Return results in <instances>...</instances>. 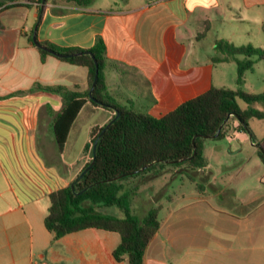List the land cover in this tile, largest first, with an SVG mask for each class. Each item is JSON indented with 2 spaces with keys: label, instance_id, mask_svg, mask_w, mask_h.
<instances>
[{
  "label": "crops",
  "instance_id": "crops-1",
  "mask_svg": "<svg viewBox=\"0 0 264 264\" xmlns=\"http://www.w3.org/2000/svg\"><path fill=\"white\" fill-rule=\"evenodd\" d=\"M32 1L0 11V264H126L112 255L118 233L91 228L54 241L44 226L49 195L76 179L87 160L91 128L107 124L111 114L83 106L59 151L52 126L63 98L43 87L87 92L88 70L52 54L42 58L33 38L82 51L101 39L109 97L117 106L159 118L214 88L217 41L252 46L250 33H236L243 28L258 31L256 44L263 46L264 0H46L43 7ZM221 29L232 37L220 39ZM97 115L101 120L88 126L78 159L69 161L74 127ZM236 133L244 142V133ZM208 170L192 173L191 182L200 181L196 195L182 197L158 218L143 264H264V202L240 213L217 211L209 201L225 190L210 183ZM154 180L140 179L132 197ZM162 198L163 192L139 200L136 209L146 207L139 218L160 208L147 204Z\"/></svg>",
  "mask_w": 264,
  "mask_h": 264
},
{
  "label": "trees",
  "instance_id": "trees-1",
  "mask_svg": "<svg viewBox=\"0 0 264 264\" xmlns=\"http://www.w3.org/2000/svg\"><path fill=\"white\" fill-rule=\"evenodd\" d=\"M19 1L0 0V11L21 5ZM42 1L39 0L37 7ZM66 1L78 5L89 2V0ZM42 45L57 54H78L70 58L55 57L85 67L88 70L89 89L94 77V61L98 64V80L92 93L94 100L89 98V90L80 93L68 91L61 86L43 87V90L54 92L63 98V108L55 116L52 126L59 151L62 150L70 128L83 106L88 104L94 109L108 111L111 114L110 120L116 116V112L119 114L101 136L108 123L91 128L90 140L84 147L86 163L70 185L49 195L50 205L44 226L54 241L67 234L91 228L118 233L120 243L113 250L114 259L126 264H143L145 250L160 226L158 220L160 208L150 209L142 218L135 216L129 203L130 198L138 191V186L134 185L143 178L148 180L157 178L166 167L184 166L188 169V178L194 180L192 173L206 167L202 137L214 136L228 117L234 122L238 121L234 116L239 118L237 127L240 131L247 132L252 137L248 120L252 118L264 120V112L251 107L242 109L237 100L247 105L264 104V92L256 95L240 89L211 88L204 94L182 103L166 115L156 118L131 108L117 106L109 97L103 73L105 46L101 39H97L88 51L62 50L47 43ZM215 48L222 54V58L215 61L225 62L231 58L235 60L238 85L243 82L245 72L252 69L251 57L255 56L264 63V43L261 48L250 45L234 47L220 40L216 42ZM38 50L42 58L49 55L43 49ZM86 52H90L94 58ZM236 55L245 58L239 60L235 58ZM227 123L222 126L215 139L229 135L225 134ZM235 128L236 126H233V130ZM98 137L94 163L79 178L92 161V147ZM257 154L264 164L262 153L257 150ZM179 160L183 161L171 163ZM72 183L73 190L70 187ZM106 207H115L121 212L120 216L99 211L100 208Z\"/></svg>",
  "mask_w": 264,
  "mask_h": 264
},
{
  "label": "rangeland",
  "instance_id": "rangeland-1",
  "mask_svg": "<svg viewBox=\"0 0 264 264\" xmlns=\"http://www.w3.org/2000/svg\"><path fill=\"white\" fill-rule=\"evenodd\" d=\"M249 29V27H247ZM231 31L228 32L220 30V39H228L231 36ZM237 35L251 34L252 47L260 48L257 43L255 33L256 30L246 32L243 28L236 30ZM210 37L205 39L203 44V50L209 51L208 44L211 43ZM238 43V42H235ZM243 46V45H242ZM241 47V46H240ZM216 50V49H215ZM216 59L222 58V54L216 50ZM235 58L243 60L245 57L242 55H236ZM253 61L251 71H247L244 74L243 82L238 85L237 80V64L234 59H229L225 62L215 61L218 64L215 66L213 85L214 88H224L229 90L240 89L249 94H261L264 92V63L257 59V57L250 58ZM238 105L242 109L248 107L260 110L264 112V104L253 103L247 105L241 100H237ZM100 114V112L98 113ZM99 115L91 118H83L78 121L77 125L71 132L69 143L66 152L71 149L65 155H69V158L74 161L78 159L83 143L88 137L87 129L92 123L100 121ZM226 133L227 137L222 139H204L203 155L206 160V167L211 173L208 176L210 183L216 188L225 190L223 194H219L217 197H212L209 201V205L217 211L240 213L243 211L251 210L264 202V164L260 161L255 145L262 144L264 149V120H258L252 118L248 120V127L252 134L250 139L249 133L241 134V138L245 141H240L235 138V133L240 132L237 127L238 121L231 118L228 119ZM233 126H236L233 130ZM233 134L231 135V132ZM237 134V133H236ZM66 159V158H62ZM68 160V159H66ZM164 173L156 178L151 183L142 186L140 189V197H131L129 200L132 213L141 217L140 211L146 207L140 206L138 209L134 206L139 200H144L148 196L156 198L161 192L164 194V198L157 201L148 202V207H155L159 205L160 210L158 218L161 220L173 204L182 197H190L196 195L198 192L196 188L200 182H191L188 179V169L184 166L179 168L166 167ZM203 182V188H205L208 196L213 195V192ZM232 196H235L233 198ZM138 205V204H137ZM195 210V208L193 209ZM99 211L104 214L117 216L121 212L115 207L100 208Z\"/></svg>",
  "mask_w": 264,
  "mask_h": 264
},
{
  "label": "water",
  "instance_id": "water-1",
  "mask_svg": "<svg viewBox=\"0 0 264 264\" xmlns=\"http://www.w3.org/2000/svg\"><path fill=\"white\" fill-rule=\"evenodd\" d=\"M42 2H43V4H42V7H43V6H44V2H45V0H43ZM33 43H34V45H36L38 48L45 50V51L48 52L49 54H52V55H54V56H58L59 58H70V57H73V56H75V55H78V54H57V53L53 52L52 50H50V49L44 47L43 45L39 44V43L36 41L35 37L33 38ZM86 54L89 55L91 58H94L93 55H92L90 52H86ZM94 66H95V71H94L93 82H92V85H91L90 90H89V93H88L89 98H90L91 100H94V99H93V96H92V93H93V91H94V88H95V86H96V84H97V80H98V64H97L96 61H94ZM118 115H119L118 112H116V116H115L112 120H110V122H108V124L106 125V127L102 130L100 136L105 132V130L107 129V127H108V126H109V125H110V124H111V123H112V122L118 117ZM232 116H234V115H232ZM234 117L236 118V120L239 121V118H238V117H236V116H234ZM228 118H229V117H228ZM228 118L224 121L223 125L227 123ZM223 125H222V126H223ZM222 126L219 128V130L217 131V133H216L214 136H212V137H210V136H204V137H202V138H203V139H208V138L215 139V138L219 135ZM100 136H99V137H100ZM99 137H98V138L94 141V143H93V147H92V161H91V163L89 164V166L86 167V168L83 170V172L79 175V178H81V177L86 173V171L92 167V165H93V163H94V160H95V149H96V145H97V142H98ZM250 139H252L251 136H250ZM257 148H258V150L262 153V155L264 156V149L262 148V146H261V145H257ZM194 149H195V145H194ZM193 155H195V153H194ZM182 161H183V160H179V161H174V162H171V163H178V162H182ZM143 169H145V168H143ZM143 169H142V170H143ZM70 187H71V190H73V189H74V184L72 183Z\"/></svg>",
  "mask_w": 264,
  "mask_h": 264
},
{
  "label": "built area",
  "instance_id": "built-area-1",
  "mask_svg": "<svg viewBox=\"0 0 264 264\" xmlns=\"http://www.w3.org/2000/svg\"><path fill=\"white\" fill-rule=\"evenodd\" d=\"M36 6H38V5L36 4ZM42 264H46V263H42Z\"/></svg>",
  "mask_w": 264,
  "mask_h": 264
}]
</instances>
